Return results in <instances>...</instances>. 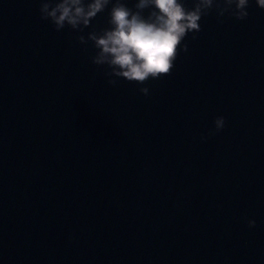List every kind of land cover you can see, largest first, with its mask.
<instances>
[{
    "label": "water",
    "instance_id": "water-1",
    "mask_svg": "<svg viewBox=\"0 0 264 264\" xmlns=\"http://www.w3.org/2000/svg\"><path fill=\"white\" fill-rule=\"evenodd\" d=\"M38 8L0 0V264H264V10L138 85Z\"/></svg>",
    "mask_w": 264,
    "mask_h": 264
},
{
    "label": "clouds",
    "instance_id": "clouds-1",
    "mask_svg": "<svg viewBox=\"0 0 264 264\" xmlns=\"http://www.w3.org/2000/svg\"><path fill=\"white\" fill-rule=\"evenodd\" d=\"M249 3L250 0H39L38 12L54 30L67 28L77 34L80 45L91 44V63L104 67L109 84L123 79L144 85L170 72L177 55L187 51L185 37L201 30L203 17L214 13L218 20L225 15L244 20ZM254 3L264 10V0ZM100 14L105 16V25L97 28L92 22ZM139 92L148 95L149 89L142 86ZM213 125L209 135L225 126L224 117L217 116ZM247 223L253 227L255 221Z\"/></svg>",
    "mask_w": 264,
    "mask_h": 264
}]
</instances>
